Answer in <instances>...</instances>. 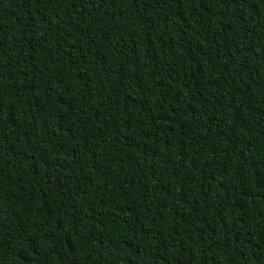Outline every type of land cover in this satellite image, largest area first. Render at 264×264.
Here are the masks:
<instances>
[{"label": "trees", "instance_id": "obj_1", "mask_svg": "<svg viewBox=\"0 0 264 264\" xmlns=\"http://www.w3.org/2000/svg\"><path fill=\"white\" fill-rule=\"evenodd\" d=\"M0 264H264V0H0Z\"/></svg>", "mask_w": 264, "mask_h": 264}]
</instances>
